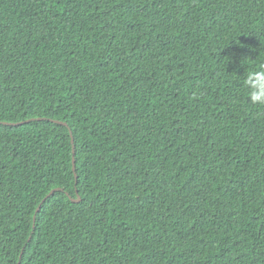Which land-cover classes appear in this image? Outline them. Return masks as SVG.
<instances>
[{
    "label": "trees",
    "instance_id": "1",
    "mask_svg": "<svg viewBox=\"0 0 264 264\" xmlns=\"http://www.w3.org/2000/svg\"><path fill=\"white\" fill-rule=\"evenodd\" d=\"M260 63L264 0H0V264H264Z\"/></svg>",
    "mask_w": 264,
    "mask_h": 264
},
{
    "label": "clouds",
    "instance_id": "2",
    "mask_svg": "<svg viewBox=\"0 0 264 264\" xmlns=\"http://www.w3.org/2000/svg\"><path fill=\"white\" fill-rule=\"evenodd\" d=\"M242 86L246 90L248 103L264 108V63H260L254 70L244 75Z\"/></svg>",
    "mask_w": 264,
    "mask_h": 264
},
{
    "label": "water",
    "instance_id": "3",
    "mask_svg": "<svg viewBox=\"0 0 264 264\" xmlns=\"http://www.w3.org/2000/svg\"><path fill=\"white\" fill-rule=\"evenodd\" d=\"M39 120H40V119H39ZM28 122H30V120H29V121H26V122H21V123H9V124L5 123V124H6V125H10V126H19V125H24V124H26V123H28ZM73 143H74V139H73ZM73 152H74V171L76 172L77 170H76V158H75L76 150H75V146H74ZM76 176H77V173H76ZM77 177H78V176H77ZM60 190H62V189H55V190H53V191L50 193V195H48V197L43 201V204H44V203H45L50 197H52L56 192H58V191H60ZM71 199H72V198H71ZM72 201L75 202V203H80V202H81V199H77V200L72 199ZM41 209H42V206L38 209L37 213H39V212L41 211ZM36 220H37V217L35 216V222H36ZM34 228H36L35 225H34ZM31 239H32V238H30V241H31ZM22 257H23V253H22L21 259H22Z\"/></svg>",
    "mask_w": 264,
    "mask_h": 264
}]
</instances>
